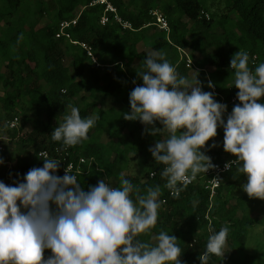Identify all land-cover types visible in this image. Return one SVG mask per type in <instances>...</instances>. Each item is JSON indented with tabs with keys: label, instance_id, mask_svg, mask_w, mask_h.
Returning a JSON list of instances; mask_svg holds the SVG:
<instances>
[{
	"label": "trees",
	"instance_id": "1",
	"mask_svg": "<svg viewBox=\"0 0 264 264\" xmlns=\"http://www.w3.org/2000/svg\"><path fill=\"white\" fill-rule=\"evenodd\" d=\"M93 1L0 0V128L6 120L20 115L18 131L3 128L14 144L11 152H20L14 169L0 168V175L6 177L3 182L12 185L22 181L31 168L43 167L38 156L42 151L61 163L60 176L64 164H76L83 158L87 162L81 165L77 180L85 190L100 179L119 186L122 177L141 194L148 187L160 186L157 224L149 234H141L142 241L154 243L152 237L166 231L178 239L181 264H201L199 257L212 234L209 227L219 231L228 226L223 255H210L207 264H252L254 257L245 247L251 230L260 224L252 217L260 203L247 193L235 195L245 176L237 175L233 165L209 199L199 182L205 173H199L196 182L180 185L179 194L170 195L167 180L161 175L164 166L156 163L149 151L162 137L146 133L141 122L127 121L121 113L130 112L129 94L143 83L137 71L147 54L155 50L164 53L190 82L197 77L202 90L214 92L218 102L223 97L226 122L239 103L231 58L242 49L249 53L253 70L264 63V0H110L132 29H123L111 14L110 21L100 25L105 5H90ZM154 10L165 17L167 32L154 24ZM73 19H77L76 24L66 31L72 41L91 47L97 64L78 44L55 37L59 24ZM252 56H256L254 63ZM209 80L214 91L207 86ZM233 97L235 102L229 103ZM258 102L264 103V97ZM73 106L80 109L82 118L98 119L88 139L66 148L53 141L51 133ZM155 127L162 126L157 122ZM223 139V129L218 127L217 136L202 149L213 164L234 161L211 147ZM135 162L142 173L131 174ZM50 255L51 251L45 250L44 258Z\"/></svg>",
	"mask_w": 264,
	"mask_h": 264
},
{
	"label": "clouds",
	"instance_id": "2",
	"mask_svg": "<svg viewBox=\"0 0 264 264\" xmlns=\"http://www.w3.org/2000/svg\"><path fill=\"white\" fill-rule=\"evenodd\" d=\"M249 60L242 49L230 60L239 103L226 122L227 105L218 102L214 92L203 91L197 77L193 83L181 76L164 53L150 51L139 67L143 83L129 94L130 112L121 115L162 137L149 151L164 166L165 187L175 195L181 184L216 167L202 149L219 127L224 151L236 157L225 163V170L235 165L236 174L247 177L243 191L264 200V103L258 102L264 97V63L253 70ZM207 86L215 87L211 80ZM79 113L78 107L71 108L51 133L53 141L67 148L88 139L98 118ZM157 122L161 128L155 127ZM60 164L45 158L43 167L31 168L22 181H0V264H181L175 235L161 230L152 237L154 243L139 239L157 224L159 185L141 194L122 177L119 186L100 179L85 190L69 167L63 176L57 174ZM229 231L228 226L219 231L209 227L212 234L199 257L201 264H207L210 255H223ZM45 250L51 251L47 259Z\"/></svg>",
	"mask_w": 264,
	"mask_h": 264
},
{
	"label": "built area",
	"instance_id": "3",
	"mask_svg": "<svg viewBox=\"0 0 264 264\" xmlns=\"http://www.w3.org/2000/svg\"><path fill=\"white\" fill-rule=\"evenodd\" d=\"M94 4H104L105 5V9L103 14L101 15L100 19H99V23L100 25L104 26L106 25L109 21V14L112 15V20L119 24L123 29H132V25L131 23L122 20V18L117 14V10L116 8L112 5V3L110 2V0H94L90 5H94ZM152 17L154 18V24L163 31H168V24L167 21L165 19V17L157 10H154L151 12ZM205 16L207 17V14H205ZM77 22V19H73L71 21H63L59 24V28H58V33L55 35V37L57 39L64 37L65 39L70 40L71 43L73 44H78L81 48H83L87 55L91 58L92 62L97 64L96 59L94 58L93 54H92V49L90 46H88L87 44L83 43V42H74L71 40V36L70 34L66 31V29L70 26L75 25ZM251 60L253 61V63L256 61V56H252ZM190 61H187V66H190ZM214 91V89H212ZM223 104H226V101H224L223 97L221 98ZM236 100L235 97H233L232 99H230L229 103H234ZM6 130L12 131V130H19L20 127V117L19 116H15L12 119H8L4 122V125ZM0 151H2V147L0 146ZM38 156L42 159L48 158V153L46 151H42L38 153ZM86 160L83 158H79L77 163L74 164L73 162H69L67 164H64V167L62 169V173L63 175L64 170L69 167V172L72 174H75L76 177L78 174L81 173V165L86 164ZM65 163V162H64ZM227 163V162H226ZM216 165V167L214 169H210L207 173L204 174V179L200 180V185H203L204 189L209 193V199H212L215 195H216V190L219 188V186L223 183V177L224 175L230 171V170H225L224 165L223 164H214ZM152 177V174L150 175ZM214 179H219L220 182L218 183L216 180ZM197 181V177L195 179H189L188 181L184 182V184L181 185H191L194 182ZM170 195H174L173 191H170Z\"/></svg>",
	"mask_w": 264,
	"mask_h": 264
},
{
	"label": "rangeland",
	"instance_id": "4",
	"mask_svg": "<svg viewBox=\"0 0 264 264\" xmlns=\"http://www.w3.org/2000/svg\"><path fill=\"white\" fill-rule=\"evenodd\" d=\"M192 76L194 73L191 74ZM191 76V77H192ZM1 113V112H0ZM20 116V115H19ZM3 123V122H2ZM4 126L0 128V146H3L5 149L4 151H0V159L4 161L3 164H0V168L10 171L14 169L16 160L20 157V152H11L13 149L14 144L12 143L10 138L7 137L5 129L3 130ZM4 142V143H3ZM14 142V141H13ZM216 147L214 149H218L221 151L223 155H229L232 160H236V157L232 156L229 153H226L223 149V140H219L216 143ZM137 162L131 164L130 172L131 174H140L142 173L141 166H138ZM5 174L0 175V181L5 180ZM247 182V177L245 176V180L242 183H239L237 186V190L234 192L236 194L244 195L245 192L242 189V185ZM256 199V198H255ZM257 202L260 203V206L257 211L252 213V217L258 219L260 224L255 226L249 236L246 243L245 251L248 255L254 257V261L252 264H264V200L256 199Z\"/></svg>",
	"mask_w": 264,
	"mask_h": 264
}]
</instances>
